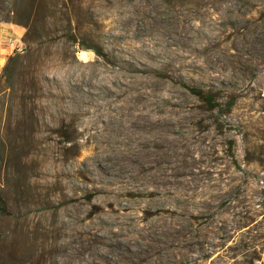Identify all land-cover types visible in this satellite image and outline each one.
Instances as JSON below:
<instances>
[{"label": "rangeland", "instance_id": "obj_1", "mask_svg": "<svg viewBox=\"0 0 264 264\" xmlns=\"http://www.w3.org/2000/svg\"><path fill=\"white\" fill-rule=\"evenodd\" d=\"M45 1L0 0L22 31L0 43V73L21 55L0 93V264H242L233 228L264 185V0Z\"/></svg>", "mask_w": 264, "mask_h": 264}, {"label": "trees", "instance_id": "obj_2", "mask_svg": "<svg viewBox=\"0 0 264 264\" xmlns=\"http://www.w3.org/2000/svg\"><path fill=\"white\" fill-rule=\"evenodd\" d=\"M20 1L22 4L30 8H33L35 6L44 7L48 5V1L45 0H20ZM2 20H4L5 22H13L16 24L23 25L27 29L24 32L23 36L21 37L23 43L32 44L35 42L34 40L35 38L32 39L33 38L32 36H34V34L32 33V30L29 29L27 19H23V18L9 19V17H4ZM20 59H21V55L19 54L11 55L7 58V61L2 67L0 73V93L6 90H10L14 87L15 80L20 73V66H19ZM179 84L184 88H186L192 95L196 96L198 100L202 102V106L204 110H210V111L215 110L218 107H220V105L222 104L219 101L220 94L216 91V88L215 89L208 87L204 88L200 85L185 83L184 81H179ZM234 100L235 99L230 98L229 100L225 101L224 106L226 112H228L231 109V107L234 104ZM232 167L234 168V170L245 173V171L241 168L240 164L234 158H232ZM254 205H258V208H260V212L259 211L253 212L252 217L251 215H245L244 218L246 219V221H242V222L238 221V224H236V226L233 228L235 229V231L241 230L240 232L241 237L244 238L241 239L242 264H259L261 262L262 253L264 249V224L256 225L257 226V230H256V228H254V225H252V223L254 222V217L256 215L264 213V185L262 186L261 189L260 200L257 202H253L252 207ZM7 212L8 211H7L6 203L3 200V198L0 197V213L7 214ZM246 214H251V213L249 210H247ZM230 236L231 235H229L226 238L228 239ZM232 250L233 249H231V251ZM217 252L211 250L208 251L207 253H203L200 259L201 260L210 259L212 255ZM224 255L227 258H231L235 260V255L228 256L227 252ZM217 257H219V253L217 254ZM212 260H211V264H213Z\"/></svg>", "mask_w": 264, "mask_h": 264}, {"label": "crops", "instance_id": "obj_3", "mask_svg": "<svg viewBox=\"0 0 264 264\" xmlns=\"http://www.w3.org/2000/svg\"><path fill=\"white\" fill-rule=\"evenodd\" d=\"M15 27H17V28H15ZM18 27L19 26H17V25H13V24H9V23L1 24L0 25V43H2V41L6 40L7 39L6 36L10 33H13L14 35H16V33L19 32L20 34H22V31H20V29H18ZM18 37H20V35H18ZM2 48H3V46L1 44L0 49H2ZM263 255H264V252H263Z\"/></svg>", "mask_w": 264, "mask_h": 264}, {"label": "built area", "instance_id": "obj_4", "mask_svg": "<svg viewBox=\"0 0 264 264\" xmlns=\"http://www.w3.org/2000/svg\"><path fill=\"white\" fill-rule=\"evenodd\" d=\"M17 39H12V38H9L8 39V42H9V46H11V47H14V48H16V49H20V45L18 44L17 45V43H16V45L14 46V42L16 41Z\"/></svg>", "mask_w": 264, "mask_h": 264}]
</instances>
